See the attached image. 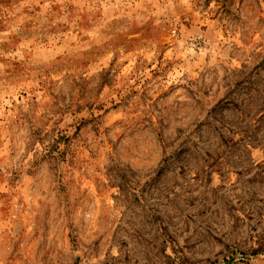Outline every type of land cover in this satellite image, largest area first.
Here are the masks:
<instances>
[{
    "label": "rangeland",
    "instance_id": "374dc122",
    "mask_svg": "<svg viewBox=\"0 0 264 264\" xmlns=\"http://www.w3.org/2000/svg\"><path fill=\"white\" fill-rule=\"evenodd\" d=\"M0 264H264V0H0Z\"/></svg>",
    "mask_w": 264,
    "mask_h": 264
}]
</instances>
